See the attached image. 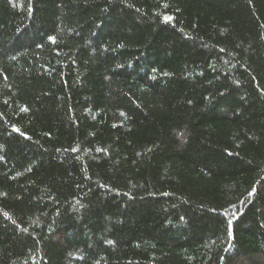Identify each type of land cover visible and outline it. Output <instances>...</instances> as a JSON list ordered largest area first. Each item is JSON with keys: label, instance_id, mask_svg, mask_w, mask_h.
Returning a JSON list of instances; mask_svg holds the SVG:
<instances>
[{"label": "trees", "instance_id": "obj_1", "mask_svg": "<svg viewBox=\"0 0 264 264\" xmlns=\"http://www.w3.org/2000/svg\"><path fill=\"white\" fill-rule=\"evenodd\" d=\"M0 264H264V0H0Z\"/></svg>", "mask_w": 264, "mask_h": 264}]
</instances>
